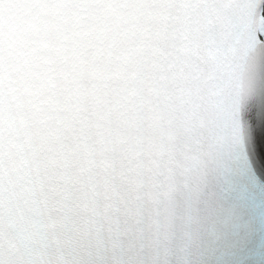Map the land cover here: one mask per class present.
Instances as JSON below:
<instances>
[{
	"label": "snow or ice",
	"instance_id": "obj_1",
	"mask_svg": "<svg viewBox=\"0 0 264 264\" xmlns=\"http://www.w3.org/2000/svg\"><path fill=\"white\" fill-rule=\"evenodd\" d=\"M0 264H264V0H0Z\"/></svg>",
	"mask_w": 264,
	"mask_h": 264
}]
</instances>
